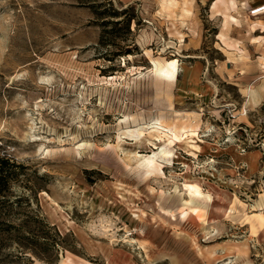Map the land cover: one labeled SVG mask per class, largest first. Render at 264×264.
Listing matches in <instances>:
<instances>
[{
	"label": "rangeland",
	"instance_id": "374dc122",
	"mask_svg": "<svg viewBox=\"0 0 264 264\" xmlns=\"http://www.w3.org/2000/svg\"><path fill=\"white\" fill-rule=\"evenodd\" d=\"M261 5L0 0V264H264Z\"/></svg>",
	"mask_w": 264,
	"mask_h": 264
},
{
	"label": "bare ground",
	"instance_id": "6f19581e",
	"mask_svg": "<svg viewBox=\"0 0 264 264\" xmlns=\"http://www.w3.org/2000/svg\"><path fill=\"white\" fill-rule=\"evenodd\" d=\"M259 7L260 6L253 8L254 9L253 13L250 12V14L253 16L264 14V12L258 11ZM235 20L236 19L234 17H230L229 20L225 19L224 26L229 25L230 21H235ZM177 70H178L177 59H171L170 61H167L165 63L153 61L152 67L150 68L151 72L169 79H175ZM156 124L157 126L152 128L150 132H152L153 135L155 136L156 133H160L164 135L167 138V143L166 145L162 146V148L158 152H153L151 155H148L146 157L142 156V158L138 160V166L142 168L144 175L146 176H149L155 173L156 171L160 170V162L156 160L155 157L158 156L163 159H169V157L172 155V149L169 146H174L177 142H180L183 137L185 138L189 134L190 135L195 134L194 129L190 128L187 125H182V126H176V124L168 125L162 123L160 120H158ZM141 133L139 132V135H142ZM136 134L138 135V133ZM194 147H196V145H194Z\"/></svg>",
	"mask_w": 264,
	"mask_h": 264
},
{
	"label": "trees",
	"instance_id": "16d2710c",
	"mask_svg": "<svg viewBox=\"0 0 264 264\" xmlns=\"http://www.w3.org/2000/svg\"><path fill=\"white\" fill-rule=\"evenodd\" d=\"M8 163V159L0 157V191L5 188L6 182V173L4 171V166ZM2 194L0 193V196Z\"/></svg>",
	"mask_w": 264,
	"mask_h": 264
},
{
	"label": "built area",
	"instance_id": "2783aa9c",
	"mask_svg": "<svg viewBox=\"0 0 264 264\" xmlns=\"http://www.w3.org/2000/svg\"><path fill=\"white\" fill-rule=\"evenodd\" d=\"M258 11L264 12V5H261V6L258 8ZM251 13H253V11H252Z\"/></svg>",
	"mask_w": 264,
	"mask_h": 264
},
{
	"label": "crops",
	"instance_id": "0c3cea01",
	"mask_svg": "<svg viewBox=\"0 0 264 264\" xmlns=\"http://www.w3.org/2000/svg\"><path fill=\"white\" fill-rule=\"evenodd\" d=\"M261 15H264V14H261Z\"/></svg>",
	"mask_w": 264,
	"mask_h": 264
}]
</instances>
